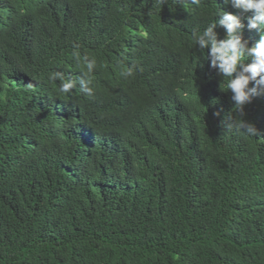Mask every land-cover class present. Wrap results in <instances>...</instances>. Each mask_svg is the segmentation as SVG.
<instances>
[{
    "label": "trees",
    "instance_id": "16d2710c",
    "mask_svg": "<svg viewBox=\"0 0 264 264\" xmlns=\"http://www.w3.org/2000/svg\"><path fill=\"white\" fill-rule=\"evenodd\" d=\"M218 10L237 14L0 0V264H264V96L244 106L259 135L224 128L239 115L192 37ZM85 56L92 94L60 92Z\"/></svg>",
    "mask_w": 264,
    "mask_h": 264
},
{
    "label": "clouds",
    "instance_id": "9594fccd",
    "mask_svg": "<svg viewBox=\"0 0 264 264\" xmlns=\"http://www.w3.org/2000/svg\"><path fill=\"white\" fill-rule=\"evenodd\" d=\"M195 5L200 4V0H192ZM237 14L228 11L218 10L215 16L219 19H212L203 30H193L192 37L195 45L201 51L206 50L209 67L216 70L221 76V89L231 93V101L234 103L239 118L228 116L222 121L224 128L236 133L256 137L259 135L257 127L246 121L244 116V106L251 103L254 98L264 96V0H225ZM251 13L246 17L247 28L257 30L260 33L259 39L254 40V44L243 35L245 28L241 16ZM222 28L224 35L221 38L217 28ZM245 61H248L245 63ZM87 72L75 81L65 80L59 74H54L51 79H60L59 91L69 93L79 83L80 90L88 95L92 94L90 87L91 80L88 73L95 67V60L84 57ZM125 75L131 76L129 70ZM251 85V86H250ZM220 115L219 112L216 113Z\"/></svg>",
    "mask_w": 264,
    "mask_h": 264
}]
</instances>
